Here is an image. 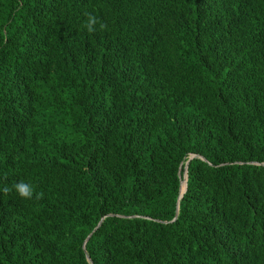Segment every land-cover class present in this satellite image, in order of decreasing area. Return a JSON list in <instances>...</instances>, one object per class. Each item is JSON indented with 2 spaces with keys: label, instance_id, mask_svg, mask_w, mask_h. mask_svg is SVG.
Here are the masks:
<instances>
[{
  "label": "trees",
  "instance_id": "trees-1",
  "mask_svg": "<svg viewBox=\"0 0 264 264\" xmlns=\"http://www.w3.org/2000/svg\"><path fill=\"white\" fill-rule=\"evenodd\" d=\"M262 163L264 0H0V264H264Z\"/></svg>",
  "mask_w": 264,
  "mask_h": 264
},
{
  "label": "clouds",
  "instance_id": "clouds-1",
  "mask_svg": "<svg viewBox=\"0 0 264 264\" xmlns=\"http://www.w3.org/2000/svg\"><path fill=\"white\" fill-rule=\"evenodd\" d=\"M87 15V20L85 22V27L88 31V33H93L96 31V26L99 25V27L101 29H105L106 25L103 24L102 22H100L98 20L97 17H95L94 15L88 13ZM15 192L18 194V196L22 199L25 200H30L33 198L34 193L35 196L38 198L41 194L38 192H35V187L32 183L30 182H26V181H19L17 183H15V185L13 186ZM10 189H5V191H9Z\"/></svg>",
  "mask_w": 264,
  "mask_h": 264
},
{
  "label": "water",
  "instance_id": "water-1",
  "mask_svg": "<svg viewBox=\"0 0 264 264\" xmlns=\"http://www.w3.org/2000/svg\"><path fill=\"white\" fill-rule=\"evenodd\" d=\"M194 157H197V155H195V154H192V155H190L189 156V158H188V160H187V162H186V165H185V168H184V174H183V179L181 180V184H182V182H185V187H184V190H182L181 189V187H180V194H179V197H178V199H180L181 197H182V194L185 192V190H186V183H187V163H188V161L190 160V159H192V158H194ZM201 159H203L204 160V158H202V157H200ZM262 164H264V163H262ZM177 213H178V207H177V211H176V215H177ZM175 215V218L177 217ZM104 218V217H103ZM103 218H101V220L98 222V224H97V226L93 229V231L88 235V237H87V239L92 235V233L101 225V222H102V220H103ZM86 239V240H87ZM83 247L85 248V243H84V245H83ZM87 259H88V261L91 263V260H90V257L87 255ZM92 264V263H91Z\"/></svg>",
  "mask_w": 264,
  "mask_h": 264
},
{
  "label": "bare ground",
  "instance_id": "bare-ground-1",
  "mask_svg": "<svg viewBox=\"0 0 264 264\" xmlns=\"http://www.w3.org/2000/svg\"><path fill=\"white\" fill-rule=\"evenodd\" d=\"M185 184V182H183V185ZM183 185L181 186V189L183 188Z\"/></svg>",
  "mask_w": 264,
  "mask_h": 264
}]
</instances>
